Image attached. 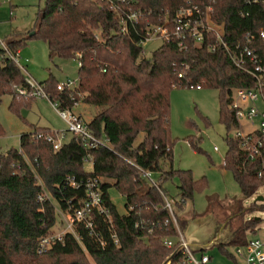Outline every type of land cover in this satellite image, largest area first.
Here are the masks:
<instances>
[{"label": "trees", "instance_id": "1", "mask_svg": "<svg viewBox=\"0 0 264 264\" xmlns=\"http://www.w3.org/2000/svg\"><path fill=\"white\" fill-rule=\"evenodd\" d=\"M186 5L196 6L202 13L211 6V19L221 26L222 38L230 49L216 43L211 32L200 44L188 38L179 48L177 40L168 37L150 54L143 53L139 42L146 37L145 29L163 23L170 29L165 18ZM130 14L138 18H128ZM35 20L28 30L33 34L11 37L5 42L6 50L0 47V96L12 95L10 109L14 110L21 104L29 105L36 96L14 57L28 38L40 39L46 43L51 61L75 58L79 70L72 89L59 91L53 76L38 86L49 101L59 103L61 108H73L74 102L94 107L89 121L80 116L104 144L87 146L68 133L62 145L54 149L48 140V136H54L53 130L33 126L31 132L19 135L18 148L0 153V264H91L85 253L93 264H161L177 247V243L168 248L163 245L165 237L175 238L176 233L171 222L164 224L168 213L161 182L176 176L183 202L207 187L205 178L193 180L190 170L161 167L162 162L172 160L170 92L197 85L217 90L219 121L226 131L235 128L236 120L229 108L231 90L253 87L256 81L232 63L229 51L249 32L254 34L252 48L264 61V40L259 35L264 29V0H44ZM211 44L214 50L208 48ZM15 87L24 89L25 94H19ZM225 140L228 149L223 165L238 183L241 198H249L264 184V176L260 180L252 176L260 164L248 162L246 171H240L244 153L238 140L232 136ZM189 144L195 151L200 150L192 138ZM88 160L92 163L90 172L84 169ZM141 171L157 173L160 190L143 179ZM67 176L100 178L102 202L111 222L93 212L98 236L77 224L75 232L81 242L67 232L62 241L38 253L39 239L55 223V205L64 210L71 201L78 206L77 201L84 196L83 189L65 184ZM110 187L124 196L125 208L135 205L130 214L120 213L111 202ZM43 191L49 199L39 201ZM181 203L175 202L178 207ZM256 208L263 209L264 205H252L245 211ZM244 230L237 228L234 238L217 243V247L245 245ZM112 234L118 238L117 244ZM101 240L104 245H100ZM230 257L235 259V255ZM179 258L180 254L171 264Z\"/></svg>", "mask_w": 264, "mask_h": 264}, {"label": "rangeland", "instance_id": "2", "mask_svg": "<svg viewBox=\"0 0 264 264\" xmlns=\"http://www.w3.org/2000/svg\"><path fill=\"white\" fill-rule=\"evenodd\" d=\"M43 6L44 0H0V42L5 43L11 37L23 38L28 35V30L36 22V13ZM162 40L157 36L146 40L142 46L143 53L150 54ZM16 59L25 77L31 79L36 86L50 76L55 77L58 84L68 80L75 82L74 84L77 82L78 60L62 58L51 61L46 43L40 39L28 38L20 47ZM217 97L218 92L215 89L179 87L171 90L169 117L173 140L172 160L162 162L161 167L164 170H190L193 180L204 177L207 187L181 203L176 176L165 179L161 186L169 200L181 203L182 207L174 205L177 214L175 216H178L177 224L181 233L186 230L185 233L192 238L196 256L204 252L215 264H244L243 259L235 254V246L238 244H227L225 249H220L217 244L209 242L220 228L222 229L218 242L227 243L234 238L235 230L243 227L246 240L256 237L264 243V208L245 211L252 205H264V201H256L258 196L264 197V184L249 198L242 199L238 183L231 171L223 165V158L228 149L225 139L233 136L236 131L235 128L226 131L219 121ZM11 101L10 94L0 96V122L3 127V134L0 135V153L10 148H18L19 135L31 132L33 126L64 131L66 123L60 119L48 98L36 95L29 105L21 104L15 110L10 109ZM74 111L89 121L95 108L78 102ZM242 125L246 131L245 119L242 120ZM189 138L196 143L199 151L191 148ZM84 169L92 171L90 160L84 162ZM153 178L157 181L158 174L154 173ZM108 195L117 210L124 213V196L114 187L108 189ZM59 210L56 204L55 223L51 228L53 232L62 228ZM201 246L207 247L205 250L198 249ZM85 255L88 262L93 264L90 256L86 253ZM230 255H235V259Z\"/></svg>", "mask_w": 264, "mask_h": 264}, {"label": "built area", "instance_id": "3", "mask_svg": "<svg viewBox=\"0 0 264 264\" xmlns=\"http://www.w3.org/2000/svg\"><path fill=\"white\" fill-rule=\"evenodd\" d=\"M10 2V0H7ZM109 1L110 0H106ZM125 2V0H120ZM259 0H249V2ZM113 6V5H112ZM114 7V6H113ZM211 6L205 9V12L189 5L181 6L168 18H165V23H170V29L166 24L148 26L145 29L146 37L139 42L142 47L146 40L153 39L157 36L159 39L173 37L177 40L179 48L184 46V41L188 38L192 39L195 43L200 44L204 41L205 34L214 33L216 37V43H219L223 48L229 50L227 43L223 40V32L220 25H217L211 19ZM128 18L137 19L134 14H130ZM168 18V19H167ZM125 26L122 25L121 32H124ZM260 38L264 40V29L260 30ZM254 34L246 33L243 42H237L233 46V50H230V58L237 68L249 72L254 78L253 87L249 88H234L231 90L229 98H231L229 108L232 109L233 115L236 120L235 133L232 136L238 140V146L244 153V159L239 164L240 171H246L248 162H258L260 168L252 172V176L256 180H260L264 176V61L257 53L256 49L252 48V40ZM0 47L6 50L4 42H0ZM214 44L208 46L209 49L214 50ZM14 57V60L20 67L19 62ZM27 83L34 87V94L48 98L41 87L34 85L31 79L26 78ZM75 82L67 81L63 84H57V89L63 91L66 88L76 87ZM197 88L199 86L197 85ZM19 94H25V90L20 87H15ZM52 107L58 114L61 120L66 123L64 131L53 130L54 136H48V140L52 143L54 149H58L65 139V134L70 133L87 146H94L98 144H104L102 139L93 135L87 124L81 118V116L74 111V107L78 105V102H74V107L59 106L57 102H51ZM247 122V130L244 131L242 120ZM141 177L148 183L157 187L159 186L157 181L154 180L151 171H141ZM100 178L89 177L86 179H76L75 176H67L65 184L75 190L83 189L84 196L78 200V206H74L71 201H67L68 206L66 209L59 210V216L62 222L61 230L57 232L50 231L44 236H41L37 246V252L42 253L51 248V246L63 240L64 235L67 232L72 233L78 242H81V237L75 232L77 224H82L88 229L89 234L98 236L94 230V220L92 219V213L96 212L102 215L107 221H110L108 208L102 202V192L100 188ZM161 192V191H160ZM162 200H164V208L167 210L168 218L164 224L171 222L175 229V238L167 236L163 239V245L168 248L172 247L175 243L181 245L180 258L176 264H215L206 253L201 252L199 256L195 255V250L191 249L187 243L183 233L180 232L176 216L174 215L173 200H169L167 196L161 192ZM49 199L46 192H42L38 195V200L42 201ZM181 200V199H180ZM183 202V200H181ZM135 209V205H130L125 208L124 213L130 214ZM58 216V217H59ZM144 222V221H142ZM138 222L136 225H139ZM151 228L148 230L150 232ZM114 244L118 243V238L115 234H112ZM100 245H104V241L101 240ZM264 243L256 237H252L246 241L245 245H236L235 254L240 256L244 264H264Z\"/></svg>", "mask_w": 264, "mask_h": 264}, {"label": "water", "instance_id": "4", "mask_svg": "<svg viewBox=\"0 0 264 264\" xmlns=\"http://www.w3.org/2000/svg\"><path fill=\"white\" fill-rule=\"evenodd\" d=\"M33 32L34 31H30L29 32V34L28 35H31V34H33ZM256 201H264V197H262V196H258L257 197V199H256ZM185 229V228H184ZM222 228H220V230H221ZM220 230L219 231H217V234L215 235V237L209 242V244H217V242H218V239H219V237H220ZM186 232V230H184L183 231V233H185ZM185 238H186V243H187V245L191 248V249H193V250H195L196 249V247H195V245L194 244H192V242H193V240H192V238L191 237H189L186 233H185ZM219 243V242H218ZM208 246V245H207ZM207 246H201L200 248L198 247V249H200V250H205V248L207 247ZM181 245H178L175 249H174V251H172L171 253H169L168 254V256L161 262V264H170L171 263V261L180 253V249H181Z\"/></svg>", "mask_w": 264, "mask_h": 264}, {"label": "crops", "instance_id": "5", "mask_svg": "<svg viewBox=\"0 0 264 264\" xmlns=\"http://www.w3.org/2000/svg\"><path fill=\"white\" fill-rule=\"evenodd\" d=\"M19 51H20V48L17 50V54L19 53ZM49 128V127H48ZM51 129V128H50Z\"/></svg>", "mask_w": 264, "mask_h": 264}]
</instances>
